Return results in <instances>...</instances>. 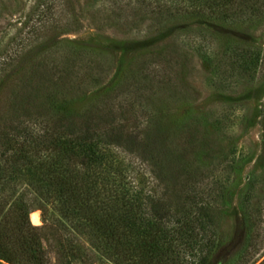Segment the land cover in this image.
<instances>
[{"label":"trees","instance_id":"trees-1","mask_svg":"<svg viewBox=\"0 0 264 264\" xmlns=\"http://www.w3.org/2000/svg\"><path fill=\"white\" fill-rule=\"evenodd\" d=\"M204 1L166 0L174 11L156 12L157 24L170 28L177 14L222 27L257 26L264 19V0ZM60 44L42 48L38 65L31 54L21 72L4 71L24 45L0 59V264H252L246 248L218 260L227 241L225 193L213 195L214 187L193 182L192 156L178 152V173L166 172L158 159L157 147L178 149V139L192 145L191 115L170 128L162 113L155 117L140 104L164 89L182 106L176 84L169 87L164 78L172 67L186 76V51L175 41L140 48L73 108L72 96H58L57 80L78 76L83 66L91 77L100 59L86 46L73 44L70 51L68 42ZM127 112L137 124L133 137L120 125ZM48 118L60 123L54 135ZM141 145L148 151L143 157L136 153ZM37 210L42 224L35 226L30 213ZM255 211L253 204L243 209L252 240Z\"/></svg>","mask_w":264,"mask_h":264},{"label":"rangeland","instance_id":"rangeland-1","mask_svg":"<svg viewBox=\"0 0 264 264\" xmlns=\"http://www.w3.org/2000/svg\"><path fill=\"white\" fill-rule=\"evenodd\" d=\"M204 2L200 0L199 6ZM166 6V0H0V59L12 49L25 47L4 72L10 74L11 68L21 72L19 68L27 67L31 54H37L35 65L43 63L45 58L40 52L46 46L51 48L49 51L59 43L61 46L68 42L70 51L73 44L86 46L100 59L99 70L96 68L89 77L90 68L83 66L78 76L57 80L55 85L58 96H72L71 106L79 108L94 88L117 75L140 48L152 49L175 41L188 56L186 76L177 75L179 68L172 67L164 81L172 83L169 87L176 84L187 109L182 103L178 106L179 101H173L164 89L153 90L152 103L144 97L146 102L142 100L140 104L154 110L155 117L162 113L170 128L190 115L196 126L192 129V145L178 139V149L171 143L157 147L158 159L166 165V172L178 173L183 171L176 166L181 164L176 162L178 152L191 155L195 160L193 182L214 187L213 195L221 190L225 193L222 231L227 241L216 252L218 260L246 248L247 260L259 264L264 259V19L257 26L222 27L177 14L168 28V24H157L155 17L156 12L163 17L170 9ZM170 10L172 13L174 8ZM59 23L61 26L55 28ZM160 27L165 29L156 32ZM69 57H74L73 52ZM48 67L51 70L52 65ZM114 110L118 112L119 106ZM120 121L124 134L133 137L137 124L132 114L127 112L126 119ZM47 123L54 135L59 121L48 118ZM145 152L148 151L141 145L136 153L143 157ZM251 204L257 208V236L253 240L243 214ZM41 224L40 216L38 225Z\"/></svg>","mask_w":264,"mask_h":264},{"label":"bare ground","instance_id":"bare-ground-1","mask_svg":"<svg viewBox=\"0 0 264 264\" xmlns=\"http://www.w3.org/2000/svg\"><path fill=\"white\" fill-rule=\"evenodd\" d=\"M30 221L34 225H38L40 223V216L38 211H33L32 213H30Z\"/></svg>","mask_w":264,"mask_h":264}]
</instances>
